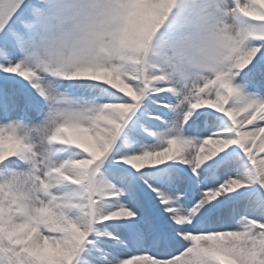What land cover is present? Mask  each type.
I'll list each match as a JSON object with an SVG mask.
<instances>
[{
    "label": "snow or ice",
    "instance_id": "1",
    "mask_svg": "<svg viewBox=\"0 0 264 264\" xmlns=\"http://www.w3.org/2000/svg\"><path fill=\"white\" fill-rule=\"evenodd\" d=\"M0 264H264V0H0Z\"/></svg>",
    "mask_w": 264,
    "mask_h": 264
}]
</instances>
